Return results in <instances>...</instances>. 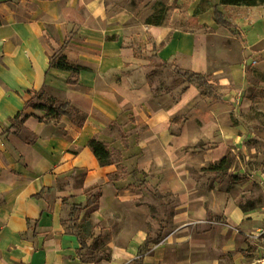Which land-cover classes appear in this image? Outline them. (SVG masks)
Returning <instances> with one entry per match:
<instances>
[{
	"label": "crops",
	"instance_id": "0c3cea01",
	"mask_svg": "<svg viewBox=\"0 0 264 264\" xmlns=\"http://www.w3.org/2000/svg\"><path fill=\"white\" fill-rule=\"evenodd\" d=\"M214 5L233 26L203 18V32L171 33L157 54L205 74L221 98L190 82L172 102L135 79L131 52L111 40L95 58H72L65 48L71 62L90 68L70 85V71L50 66L57 49L81 34L68 41L65 2L0 0V264H264V232L253 212L208 173L228 154L232 113L252 104L254 87L264 88V2ZM32 89L71 100L87 122L42 121L45 111L26 106ZM23 109L36 116L15 132L11 119ZM112 126L124 132L121 140L107 135ZM94 136L116 162L100 163ZM118 163L124 172L112 179ZM92 195L97 201L88 206ZM74 206L80 230L88 216L94 224L84 248L66 221ZM98 237L111 259L84 260ZM148 240L158 241L146 251Z\"/></svg>",
	"mask_w": 264,
	"mask_h": 264
},
{
	"label": "rangeland",
	"instance_id": "374dc122",
	"mask_svg": "<svg viewBox=\"0 0 264 264\" xmlns=\"http://www.w3.org/2000/svg\"><path fill=\"white\" fill-rule=\"evenodd\" d=\"M216 1L63 0L66 4L69 34L76 36L81 33L76 43L69 42L66 45V52L72 58H95L109 44L107 40H111L109 42L116 48L121 46L131 52L130 73L135 75V79L148 80L155 85L154 89L158 92L163 90L173 102L180 91L190 84L191 79L196 80V84L198 82L195 77L191 78L189 74L174 67L173 62L163 60L157 52L162 44L169 41L171 33L192 30L203 32V18H217L216 9L212 8L207 13L208 8H216ZM217 9L221 17L225 18L226 14L218 6ZM148 20H160L161 26L157 28L147 23ZM232 31L238 33L237 28ZM46 32L56 40L54 24H49ZM155 35L161 38L160 42ZM251 95L252 104L246 110L234 111L230 118L235 132L230 140L226 162L221 163L217 173H208L210 177L214 174L215 179L223 183L222 190L234 196L243 210L253 212L260 231L264 232V88L254 87ZM33 100L38 99L35 96ZM187 114L186 111L179 116L175 129L179 128ZM117 129V126H112L106 133L115 140H121L124 132H118ZM114 154L118 156L117 152ZM80 209L74 206L66 219L69 228L78 232L82 231L78 223ZM154 230L158 231L157 228ZM94 249L97 248L91 247L86 253L91 254L90 250Z\"/></svg>",
	"mask_w": 264,
	"mask_h": 264
},
{
	"label": "trees",
	"instance_id": "16d2710c",
	"mask_svg": "<svg viewBox=\"0 0 264 264\" xmlns=\"http://www.w3.org/2000/svg\"><path fill=\"white\" fill-rule=\"evenodd\" d=\"M223 4L231 5H258L260 3H263L264 0H221ZM216 9V17L215 20L219 23H222L226 26H230V24L221 17V12L217 11ZM147 23L159 26L161 24V21H152L148 20ZM73 35H68V41L71 39ZM65 45H63L59 51L55 52L50 59V66L55 67L57 69H63L66 71H70L72 73V78L69 80L70 85H74L78 83V79L80 77L81 72L83 71H89L90 68L86 67L84 65H81L79 63H73L70 61L69 57H67L65 53ZM181 71L185 72V74H189V77L193 78L195 77L197 79V84L202 88L203 94L213 98L214 100H219L221 96L218 94V90L214 84L209 82L207 76L204 74H200L191 70H183L179 68ZM194 81L191 79L190 82L194 83ZM31 95V98L26 103V106H31L34 109L43 110L46 112V116L39 117L42 121L47 120H60L63 116H68L74 123V125H77L79 127H83L88 119V114H86L84 111H82L78 106L74 105L71 100L68 99H59L58 97L51 95V96H44V92H39L34 89L28 91ZM37 97L38 100H33L34 97ZM32 115H35L34 113L30 114L25 111V109L18 112V114L15 115L11 119L12 121V128L15 132H18L21 125ZM36 116V115H35ZM90 148H92L95 156L99 159L100 163L102 165H106L108 163H113L115 161V157H113V151L108 147V145L104 142H101L97 136H94L89 141ZM227 157H224L221 162L217 165L212 166L213 169L219 170L221 163L226 162ZM118 172L111 174L110 178L115 179L119 178L121 173H123V166L122 164L118 163ZM92 190H88L87 192H90ZM100 195V191L98 193V196ZM93 198V199H92ZM88 206H93L94 203H96L95 195H92L90 199L88 200ZM83 230L80 232L83 235L82 238V244L83 248L86 247V239L93 237L94 235V224L91 222V217L88 216L85 221L82 224ZM158 240H148V244L146 247V251H149L151 246V243H157ZM96 244L97 248L94 249L91 253V256L86 258L83 257L84 260L89 261H100V260H108L111 259V252L109 251V247L101 241V238H96ZM99 255V256H98ZM136 264H141V260L137 259Z\"/></svg>",
	"mask_w": 264,
	"mask_h": 264
}]
</instances>
